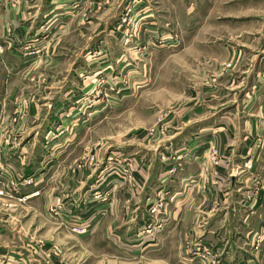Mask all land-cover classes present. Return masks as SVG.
I'll use <instances>...</instances> for the list:
<instances>
[{
	"label": "crops",
	"instance_id": "crops-1",
	"mask_svg": "<svg viewBox=\"0 0 264 264\" xmlns=\"http://www.w3.org/2000/svg\"><path fill=\"white\" fill-rule=\"evenodd\" d=\"M68 1L0 2V256L11 254L13 264H42L33 260L30 240L51 241L54 233L57 243H71L73 254L74 238H83L98 243V253L126 262L119 264H205L191 255L198 243L211 248L219 264H264V243L258 244L264 230V0H113L116 12L136 7L144 31L180 28L191 43L199 38V44L217 46L206 58L240 65L235 81L225 76L205 90L213 100L198 103L195 92L168 146L120 153L133 163L127 176L107 173V156L81 153L78 135L61 133L76 127L64 118L70 105L65 94L81 91L79 84L61 79L37 86L24 79L33 71L20 46L57 36ZM209 21L235 30L227 40L224 32L214 41L190 35ZM77 61L75 75L84 68ZM34 87L44 97L31 103L17 130H9L12 99ZM209 146L220 151L217 165L208 160ZM25 179L33 184L19 182ZM96 193L108 194L106 202L95 201ZM156 202L166 204L161 228L149 213ZM84 223L87 235L70 231Z\"/></svg>",
	"mask_w": 264,
	"mask_h": 264
},
{
	"label": "rangeland",
	"instance_id": "rangeland-1",
	"mask_svg": "<svg viewBox=\"0 0 264 264\" xmlns=\"http://www.w3.org/2000/svg\"><path fill=\"white\" fill-rule=\"evenodd\" d=\"M3 1L5 3L6 0L0 2ZM88 2L69 0L65 3L61 14L63 26L58 30V35L53 34L46 44L17 46L31 62L33 74L24 77L28 82L40 86L46 80V84L52 86L64 79V85L81 86L78 89L81 91L76 89L74 94H65V103L70 102V105H65L64 118L74 121L76 127L70 124L61 130L63 134L78 135L75 139L80 142L81 153L92 151L100 154V157L107 156V159L111 153L119 156L136 148L151 150L157 145L161 148L168 146L174 140L175 128L179 127L174 123L188 112L189 105L186 103L192 99L195 102V92L199 93L198 103L204 104L206 99L213 100L205 90L208 92L217 87L219 79L225 76L231 82L237 79L240 65L234 60L206 58L216 53V45L199 44V38L195 44L191 43L188 37L184 38V30L180 28L167 30L161 27L154 32L144 31L138 22L143 14L138 13L134 6L116 12L119 6L113 0H96L94 7ZM214 21H209L213 23H209L211 25H207L206 29L191 30L190 35L203 37L201 40L204 41H214L224 32V40H227L235 29ZM44 55L47 59L38 63V59ZM78 58L84 68H81L83 73L75 75L73 68L78 64ZM218 64H221V70L216 72ZM42 97L39 88L35 87L16 94L15 99H12L14 111L6 117L8 129L17 130V126L25 122L31 103L40 101ZM73 101L77 103L72 105ZM87 118H90L88 123L84 122ZM262 143L258 142V145ZM214 152L218 153L219 162V149L209 146L208 160L211 163ZM3 195L0 191V196ZM47 225L55 228L53 224ZM58 229L63 230L60 227ZM70 231L87 235V232L76 233L74 228H70ZM261 235L263 238L258 242L260 246L264 243V230ZM50 239H45L46 243L39 240V236L31 238L33 260L42 264L122 262L98 253V243L95 245L91 240L74 238L77 253L73 254L68 247L71 243H67L66 239L57 243L54 233ZM10 255L3 252L0 264H13Z\"/></svg>",
	"mask_w": 264,
	"mask_h": 264
},
{
	"label": "built area",
	"instance_id": "built-area-1",
	"mask_svg": "<svg viewBox=\"0 0 264 264\" xmlns=\"http://www.w3.org/2000/svg\"><path fill=\"white\" fill-rule=\"evenodd\" d=\"M218 153L214 152L212 154V163L217 165L218 164V159L217 156ZM121 156H114L113 154H110V156L106 159V168H107V173H113V172H120L127 176L130 172V170L133 167V163L125 157ZM176 172V167L171 169L169 171L170 174H174ZM22 182L25 186L33 184V181L31 179H26ZM3 193V192H2ZM108 197V194H103V193H96L94 195V200L98 202H106ZM264 202V199H263ZM51 211H55L51 209ZM149 213L151 216H153L156 224L158 225V228L162 227L163 221L165 220V213H166V204L164 202H156L153 203L149 209ZM83 228H74V231L76 233H84L87 232L88 225L86 223L83 224ZM191 255L198 259L200 262H203L205 264H219L216 255L212 252V249L209 247H205L201 244H195L193 251L191 252Z\"/></svg>",
	"mask_w": 264,
	"mask_h": 264
}]
</instances>
